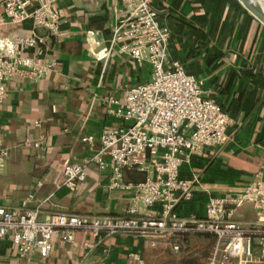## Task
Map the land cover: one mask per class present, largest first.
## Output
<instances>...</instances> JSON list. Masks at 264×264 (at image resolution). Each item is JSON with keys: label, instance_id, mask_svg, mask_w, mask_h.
I'll return each instance as SVG.
<instances>
[{"label": "crops", "instance_id": "0c3cea01", "mask_svg": "<svg viewBox=\"0 0 264 264\" xmlns=\"http://www.w3.org/2000/svg\"><path fill=\"white\" fill-rule=\"evenodd\" d=\"M151 3L161 26L171 32L168 61L180 63L203 81L229 115L227 142L181 172L184 178L198 174L203 183L180 213L203 218L209 194L235 196L259 173L264 180V24L239 0ZM57 8L61 35L37 30L46 39L48 57L57 63L55 71L37 82L21 77L10 80L7 98L0 105V147L10 149L9 160L0 169V207L17 208L28 201V209L41 211L42 219L51 213L126 215L133 193L109 191L108 175L98 166H88L86 182L75 190L62 185V169L69 162L90 159L104 131L124 126L123 120L109 115L110 100L122 102L129 88L152 79V69L147 62L138 67L118 47L105 56L125 0H63ZM32 24L0 27V35L31 36ZM86 137H93L94 143L83 142ZM28 140L44 144L39 149L25 148ZM146 177L128 171L124 180L136 184ZM257 219V210L250 204L234 215L244 225ZM85 244L95 248L82 253ZM214 244V237L202 234L160 241L153 248L132 235L96 239L78 233L72 244H55L49 258L36 254L28 259L3 240L0 264H206ZM250 264H264L257 245Z\"/></svg>", "mask_w": 264, "mask_h": 264}, {"label": "built area", "instance_id": "2783aa9c", "mask_svg": "<svg viewBox=\"0 0 264 264\" xmlns=\"http://www.w3.org/2000/svg\"><path fill=\"white\" fill-rule=\"evenodd\" d=\"M63 0H0L3 15L0 27L33 23L31 36L0 35V105L7 98V83L14 78L37 82L52 74L57 66L47 55L44 29L53 37L61 35L62 18L57 4ZM109 56L119 51L138 66L147 62L152 69L149 82L131 87L122 102L111 99L109 115L124 126L104 131L99 149L87 161H73L62 169L63 186L75 190L88 178L87 168L95 164L108 175L109 191L133 193L126 215H70L20 207H0V241L8 240L23 258L51 256L55 244H72L78 233L96 239L103 235H132L156 247L160 241L191 235L214 237L213 252L206 264H250L257 245L264 259V180L259 173L242 192L225 196L209 194L203 218L185 217L180 207L195 198L201 177L181 175L185 167L228 140L229 115L209 95L205 83L188 74L180 63L168 61L171 32L159 22V12L151 0H125ZM83 142L94 143L93 137ZM41 140H28L25 148L39 149ZM10 149L0 147V169L9 160ZM128 171L147 174L144 181L126 183ZM32 196H30V200ZM253 205L256 223L244 225L234 220L238 209ZM157 207L158 212L149 209ZM95 245L85 244L84 253ZM174 250L180 251L179 246Z\"/></svg>", "mask_w": 264, "mask_h": 264}, {"label": "water", "instance_id": "95a60500", "mask_svg": "<svg viewBox=\"0 0 264 264\" xmlns=\"http://www.w3.org/2000/svg\"><path fill=\"white\" fill-rule=\"evenodd\" d=\"M244 7L264 24L263 0H239Z\"/></svg>", "mask_w": 264, "mask_h": 264}, {"label": "rangeland", "instance_id": "374dc122", "mask_svg": "<svg viewBox=\"0 0 264 264\" xmlns=\"http://www.w3.org/2000/svg\"><path fill=\"white\" fill-rule=\"evenodd\" d=\"M263 4H264V0H263Z\"/></svg>", "mask_w": 264, "mask_h": 264}]
</instances>
